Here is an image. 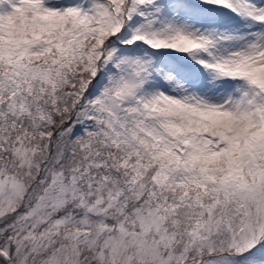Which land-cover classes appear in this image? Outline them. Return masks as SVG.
Listing matches in <instances>:
<instances>
[{"label": "snow or ice", "instance_id": "6c2138e0", "mask_svg": "<svg viewBox=\"0 0 264 264\" xmlns=\"http://www.w3.org/2000/svg\"><path fill=\"white\" fill-rule=\"evenodd\" d=\"M0 264H264V0H0Z\"/></svg>", "mask_w": 264, "mask_h": 264}]
</instances>
